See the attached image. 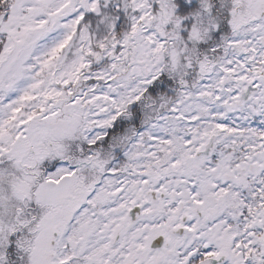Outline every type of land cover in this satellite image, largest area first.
<instances>
[{
  "label": "snow or ice",
  "instance_id": "snow-or-ice-1",
  "mask_svg": "<svg viewBox=\"0 0 264 264\" xmlns=\"http://www.w3.org/2000/svg\"><path fill=\"white\" fill-rule=\"evenodd\" d=\"M0 264H264V0H0Z\"/></svg>",
  "mask_w": 264,
  "mask_h": 264
}]
</instances>
